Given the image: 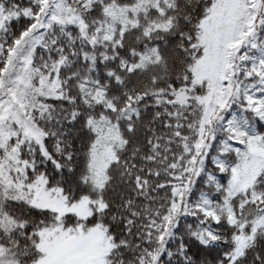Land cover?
<instances>
[{
	"label": "snow or ice",
	"instance_id": "6c2138e0",
	"mask_svg": "<svg viewBox=\"0 0 264 264\" xmlns=\"http://www.w3.org/2000/svg\"><path fill=\"white\" fill-rule=\"evenodd\" d=\"M0 264H264V0H0Z\"/></svg>",
	"mask_w": 264,
	"mask_h": 264
}]
</instances>
